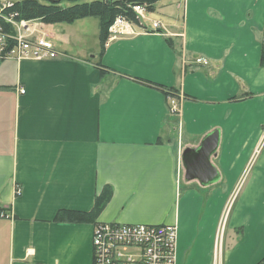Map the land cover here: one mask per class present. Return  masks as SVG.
<instances>
[{
    "label": "crops",
    "instance_id": "0c3cea01",
    "mask_svg": "<svg viewBox=\"0 0 264 264\" xmlns=\"http://www.w3.org/2000/svg\"><path fill=\"white\" fill-rule=\"evenodd\" d=\"M162 9L159 27L142 22L146 9L91 57L57 22L29 21L57 57L9 56L13 44L0 40V264H92L98 221L176 223L177 264H214L227 201L241 186V213L253 221H227L233 247L226 256L222 247V262L264 256V0ZM168 95L181 97L177 109ZM217 129L220 177L204 183L199 168L188 176L183 154L192 148L198 162ZM71 210L84 218H58Z\"/></svg>",
    "mask_w": 264,
    "mask_h": 264
},
{
    "label": "built area",
    "instance_id": "2783aa9c",
    "mask_svg": "<svg viewBox=\"0 0 264 264\" xmlns=\"http://www.w3.org/2000/svg\"><path fill=\"white\" fill-rule=\"evenodd\" d=\"M11 4L3 3L2 7ZM138 17L142 19L146 8L137 4L134 6ZM13 25L18 24L23 31L12 33L4 30L0 23V40L6 41L9 47L7 55H15L17 58L57 57L58 50L52 40L45 36L35 34L29 26V21L22 19L14 20L11 16L5 17ZM133 25V21L118 16L109 27L107 39H112L124 32L126 27ZM160 24L154 21L153 27ZM152 28V27H151ZM145 26V29H151ZM22 92L25 88L21 89ZM181 98V97H180ZM180 98L168 95L171 109L179 107ZM226 212V211H225ZM222 218H225V213ZM2 214H5L2 212ZM225 221L220 222L219 233L215 246L214 264H222V243ZM178 225L176 223H125L113 221H98L95 225L93 244L94 258L92 264H177Z\"/></svg>",
    "mask_w": 264,
    "mask_h": 264
},
{
    "label": "trees",
    "instance_id": "16d2710c",
    "mask_svg": "<svg viewBox=\"0 0 264 264\" xmlns=\"http://www.w3.org/2000/svg\"><path fill=\"white\" fill-rule=\"evenodd\" d=\"M65 0H17L5 7H0V23L4 30L15 32L14 25L8 22L5 17L11 16L14 20L22 19L31 20L39 19L44 22H73L76 19L97 16L100 21V42L102 44V52H104L105 42L109 35V27L116 17L124 16L133 21H139L134 6L143 5L146 9L153 11L155 4L159 0H91L79 1L70 0L71 4H64ZM261 64L264 66V30L261 50ZM173 90H168L171 94ZM111 186L108 185L104 189L103 194L98 195L94 211L99 213L105 205ZM72 214L59 212L58 218L70 217L71 219L82 220L83 213L71 210ZM256 264H264V256L260 258Z\"/></svg>",
    "mask_w": 264,
    "mask_h": 264
},
{
    "label": "rangeland",
    "instance_id": "374dc122",
    "mask_svg": "<svg viewBox=\"0 0 264 264\" xmlns=\"http://www.w3.org/2000/svg\"><path fill=\"white\" fill-rule=\"evenodd\" d=\"M6 1H17V0H0V6L2 7L3 3ZM42 1H46V0H42ZM79 1H91V0H79ZM177 0H163V1H159L156 4V10L153 11H146V18L142 19V22L147 24V25H151L152 22L154 20H161L164 19V14H166V11H163L162 7H167L169 5H173ZM72 1L70 0H65L64 4H71ZM162 3H166L164 5H162ZM55 23V22H54ZM139 24V23H137ZM17 25V24H16ZM56 27H60V26H65V27H69L68 28V33L70 35H68V39L70 43L72 44H77V45H82L85 46V50L84 52L87 53V56L91 57L94 54H98V52L101 49V45H100V23H99V18L97 16H89L86 18L84 24L82 22H76V24H70V22H64V23H56L55 24ZM71 25V26H70ZM84 25V26H83ZM51 27V26H50ZM48 27L49 31H54V32H60L58 29H55L54 27L50 28ZM84 27L83 32L81 33H77L76 30L78 29H82ZM59 35V34H58ZM242 179H245V177L243 176ZM245 182V181H244ZM244 185V183H243ZM242 186L239 188V191L237 192V194H232L230 197V200L227 201L226 204V208H225V218H222V221H225L224 224V229L226 226L227 221H247V217H248V210L247 213H241V209L243 210V208H241L242 206ZM251 204V203H250ZM250 204L247 206L249 207ZM255 213V211H254ZM250 216V214H249ZM253 218L255 219V215L253 216ZM250 220L253 221L252 217L250 216ZM225 237V232H223V236L221 239V243H222V247H224V252H225V245H226V252L228 253L233 246H231V243L228 242V238L226 236V241L224 239ZM226 252H225V256H226ZM223 264V262H222Z\"/></svg>",
    "mask_w": 264,
    "mask_h": 264
},
{
    "label": "water",
    "instance_id": "95a60500",
    "mask_svg": "<svg viewBox=\"0 0 264 264\" xmlns=\"http://www.w3.org/2000/svg\"><path fill=\"white\" fill-rule=\"evenodd\" d=\"M219 139H220L219 129L212 131L210 134L206 136L201 146L196 149L195 159L198 162H196L195 164L192 161L193 160L192 148L187 149L186 152H184L183 159L185 164H187L186 160H188V164H187L188 176H190L195 169L199 168L203 176L202 181L204 183H211L219 179L220 177L219 170L211 161L212 156L216 153V150L218 148ZM189 155L190 158L188 157Z\"/></svg>",
    "mask_w": 264,
    "mask_h": 264
}]
</instances>
